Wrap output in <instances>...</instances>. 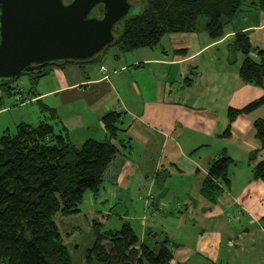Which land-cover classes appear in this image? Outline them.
<instances>
[{
  "label": "crops",
  "instance_id": "0c3cea01",
  "mask_svg": "<svg viewBox=\"0 0 264 264\" xmlns=\"http://www.w3.org/2000/svg\"><path fill=\"white\" fill-rule=\"evenodd\" d=\"M253 1L225 20L218 39L205 22L195 32L168 34L155 47L108 49L100 61L55 66L35 93L25 84L11 93L0 88V135L20 122L46 120L80 146L89 138L105 140L103 116L123 113L118 139L125 145L104 173L100 196L86 192L80 212L57 221L65 243V236L74 237L71 249L66 244L75 264L87 262L94 240L87 216L99 211L109 215L106 229L129 222L148 244L168 237L172 264H264V181L253 176L264 160L255 126L264 102L233 122L230 117V109L264 97V84L242 79L244 54L235 45L237 33H246L252 57L264 55V12ZM223 155L235 160L231 181L212 201L202 188Z\"/></svg>",
  "mask_w": 264,
  "mask_h": 264
},
{
  "label": "trees",
  "instance_id": "16d2710c",
  "mask_svg": "<svg viewBox=\"0 0 264 264\" xmlns=\"http://www.w3.org/2000/svg\"><path fill=\"white\" fill-rule=\"evenodd\" d=\"M134 1L136 7L143 4L142 9L121 21L115 42L102 53L85 61H55L24 71L21 76L29 75L30 91L35 93L38 81L55 66L100 61L111 47L123 52L155 47L168 34L197 31L201 16L208 18L209 35L218 39L225 33V20L243 11L247 0ZM252 3L264 12V0ZM95 14L100 16L102 10ZM235 45L244 54L242 79L263 85V51H259V59L252 57V43L243 32L237 33ZM14 85L0 82V88L9 93L16 89ZM263 102L264 97L242 109H230L231 121ZM42 110L52 115L55 112L48 106H42ZM122 114L117 110L106 113L102 121L107 138H89L80 146L46 120L37 125L20 122L14 132L0 135V264H75L57 221L80 212L86 192L98 195L105 171L125 145L118 139L124 124ZM255 126L264 148V118L257 119ZM251 156L255 158V153ZM233 164L235 160L229 155L212 162L202 188L210 200L216 201L230 183ZM253 176L264 181V160L256 164ZM87 218L94 233L93 243L86 249L87 264H172L174 251L168 237L148 244L129 222L117 229H106L109 215L104 211Z\"/></svg>",
  "mask_w": 264,
  "mask_h": 264
},
{
  "label": "water",
  "instance_id": "95a60500",
  "mask_svg": "<svg viewBox=\"0 0 264 264\" xmlns=\"http://www.w3.org/2000/svg\"><path fill=\"white\" fill-rule=\"evenodd\" d=\"M134 8L130 0H0V82L15 83L33 65L94 58Z\"/></svg>",
  "mask_w": 264,
  "mask_h": 264
},
{
  "label": "rangeland",
  "instance_id": "374dc122",
  "mask_svg": "<svg viewBox=\"0 0 264 264\" xmlns=\"http://www.w3.org/2000/svg\"><path fill=\"white\" fill-rule=\"evenodd\" d=\"M136 1V0H135ZM134 1V2H135ZM169 1H172V0H169ZM137 2H138V0H137ZM133 4H135V3H133ZM138 5V7H136L135 6V8L133 9V13H137V12H139V10H141L142 8V6H143V4H141V3H138L137 4ZM207 20H208V18L206 17V16H201L200 18H199V27H201V26H203L204 25V23L205 22H207ZM121 28H122V22L121 23H119V24H117V26H116V30H115V34L117 35L118 33H119V31L121 30ZM117 47H111V48H109V50L112 52L113 51V49H116ZM107 61H110V57H108V59L107 60H105L104 62H107ZM106 67V66H105ZM21 85V84H25L23 87H30V85H31V82H30V77H29V75L28 74H25V75H22L21 77H20V79L16 82V83H13V85ZM14 85V86H15ZM32 86V85H31ZM37 87V86H36ZM31 88V87H30ZM19 90V89H18ZM28 110L29 111H31V110H33V106H29V108H28ZM89 193H91L92 194V192L91 191H88L87 192V194H86V196H88V198L90 197L89 196ZM94 196L96 195L97 197H99L100 195H97V194H93ZM100 206V205H102V207L104 206V203H101L99 200L97 201V206ZM116 206H118V205H116ZM119 206H122V205H119ZM87 210V209H86ZM112 219H117V217H116V213L114 212L113 213V216H112ZM115 222V224L117 225V226H119L120 224H121V220H115L114 221ZM118 222V223H117ZM81 233L83 234V235H85V233H86V231L85 230H82L81 231ZM74 239V237H73V235L72 234H70L69 236H67V238H66V236H65V240H66V243H68V246H69V248L71 249V247H70V244L69 243H71V240H73ZM85 253H86V251H85ZM74 256V255H73ZM74 258H76L75 256H74ZM77 264H80L78 261H77ZM86 264H87V262H86Z\"/></svg>",
  "mask_w": 264,
  "mask_h": 264
},
{
  "label": "flooded vegetation",
  "instance_id": "af4514ba",
  "mask_svg": "<svg viewBox=\"0 0 264 264\" xmlns=\"http://www.w3.org/2000/svg\"><path fill=\"white\" fill-rule=\"evenodd\" d=\"M69 0H67V2H68ZM130 1H132V0H130ZM99 10H102L103 11V6L102 5H100V6H98L96 9H95V12L97 11H99Z\"/></svg>",
  "mask_w": 264,
  "mask_h": 264
},
{
  "label": "built area",
  "instance_id": "2783aa9c",
  "mask_svg": "<svg viewBox=\"0 0 264 264\" xmlns=\"http://www.w3.org/2000/svg\"><path fill=\"white\" fill-rule=\"evenodd\" d=\"M101 68H102L103 70H106V67H105L104 65H102Z\"/></svg>",
  "mask_w": 264,
  "mask_h": 264
}]
</instances>
